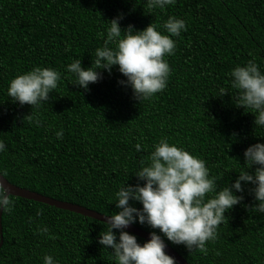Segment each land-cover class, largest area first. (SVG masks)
I'll use <instances>...</instances> for the list:
<instances>
[{
	"label": "trees",
	"instance_id": "1",
	"mask_svg": "<svg viewBox=\"0 0 264 264\" xmlns=\"http://www.w3.org/2000/svg\"><path fill=\"white\" fill-rule=\"evenodd\" d=\"M120 13L122 28L162 25L169 15L187 24L174 37L175 54L166 57L167 87L142 103L130 87L118 84L126 78L116 66L110 74L101 70L103 78L89 90L73 84L66 70L76 59L91 66L107 21ZM253 58L264 72V0H176L166 11L151 13L145 0H0V139L7 148L0 152V172L18 186L109 215L116 211L115 191L138 182L141 161L168 137L203 159L218 186L230 185L245 167L244 150L264 142L255 115L233 103L230 71ZM34 66L57 69L62 78L49 101L32 109L12 102L7 87ZM219 87L230 93L216 96ZM31 112L39 127L29 123ZM61 128L58 139L55 131ZM251 187L245 185L244 199L225 213L207 254L165 242L191 264H264V213L252 209L258 202ZM10 197L15 207L2 214L0 264H43L45 253L60 264H113L111 249L97 242L103 221ZM37 225L48 226L55 239L37 233Z\"/></svg>",
	"mask_w": 264,
	"mask_h": 264
},
{
	"label": "clouds",
	"instance_id": "2",
	"mask_svg": "<svg viewBox=\"0 0 264 264\" xmlns=\"http://www.w3.org/2000/svg\"><path fill=\"white\" fill-rule=\"evenodd\" d=\"M151 13L159 9L166 11L176 0H145ZM123 13L107 21L103 45L94 49L91 66H82L79 59L66 65V70L75 79L71 82L81 89L89 90L90 83L103 78L101 70L111 73L114 66L126 79L117 82L130 87L135 101L142 103L162 92L168 85L171 67L166 59L175 54L176 41L187 30L186 21L169 15L162 25L150 23L143 29L129 24L121 27ZM231 87L236 90L235 102L245 111L254 115L255 127H264V72L255 58L244 65H236L230 71ZM61 72L51 67L34 66L31 70L17 74L7 87V95L19 105L38 108L49 101L50 93L57 89ZM230 93L219 87L216 96ZM29 123L41 125L39 119L27 115ZM63 129L55 131L62 139ZM141 151V144L135 145ZM7 151L4 140L0 139V152ZM245 167L230 185L218 186L211 177L206 162L168 137H161L153 145L147 162L135 172L136 184L124 183L114 193L115 209L106 215L104 229L98 243L111 253L113 264H177L176 259L165 251V238L173 244L184 245L190 252L199 250L207 254L206 244L217 238V229L224 222L225 213L243 199L245 185L251 184L249 192L258 203L252 209L264 213V142H256L244 150ZM256 166L253 169V166ZM139 181H144L140 183ZM243 182V183H242ZM9 189L0 185V210L12 212L15 201ZM239 193V194H238ZM140 202L141 208L135 206ZM42 210H37L40 216ZM132 223L147 225L151 229L150 239L143 243L137 235L127 231ZM159 229V232L155 231ZM115 230V231H114ZM40 235L55 239L48 226L37 225ZM43 264H60L53 255L45 253Z\"/></svg>",
	"mask_w": 264,
	"mask_h": 264
},
{
	"label": "water",
	"instance_id": "3",
	"mask_svg": "<svg viewBox=\"0 0 264 264\" xmlns=\"http://www.w3.org/2000/svg\"><path fill=\"white\" fill-rule=\"evenodd\" d=\"M0 185L6 186L9 189V193H8L9 195L20 196L26 199H32L35 201L44 202V203L53 205L57 208L77 212V213L83 214L85 216L93 217L101 221L106 219V214L100 213L96 210L90 209L83 205L69 202V201L60 200L57 198H53V197L44 195L42 193H39L37 191H33L30 189L18 186L16 184H13L6 177H4V175L1 172H0ZM2 214H3V210H0V234H1L0 247L2 246L3 240H4L3 226H2ZM126 230L142 238H145L146 240L150 239V232L143 228H140L134 223L130 224ZM165 244H166L165 251L168 254L172 255L176 259L178 264H191L173 247H171L166 242Z\"/></svg>",
	"mask_w": 264,
	"mask_h": 264
}]
</instances>
